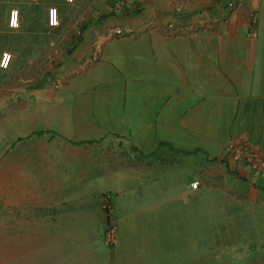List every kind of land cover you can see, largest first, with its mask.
Wrapping results in <instances>:
<instances>
[{
	"label": "crops",
	"instance_id": "1",
	"mask_svg": "<svg viewBox=\"0 0 264 264\" xmlns=\"http://www.w3.org/2000/svg\"><path fill=\"white\" fill-rule=\"evenodd\" d=\"M235 1L0 0V264L156 263L178 218L199 254L217 218L264 237V168L225 150L264 155V0ZM50 31L53 62L32 71Z\"/></svg>",
	"mask_w": 264,
	"mask_h": 264
},
{
	"label": "rangeland",
	"instance_id": "2",
	"mask_svg": "<svg viewBox=\"0 0 264 264\" xmlns=\"http://www.w3.org/2000/svg\"><path fill=\"white\" fill-rule=\"evenodd\" d=\"M52 32L53 31H50V34L47 35L52 38L51 41H53V43L48 46H45V49L46 47L47 49H49L48 57L43 56L42 46L35 45V49H41L38 50V52H35L40 56L37 57L35 61L30 62L32 65V71L41 70V66L43 64H49L50 62H53L52 59L57 53L56 48L58 46L54 42L56 40L54 39L55 35ZM45 53L47 54L46 50ZM201 206L204 207L205 205L202 204ZM221 221L222 220L219 218H217V220L212 221L210 231L211 245H209L210 254H199L197 252V245L200 244L203 237H197V234L187 235L185 232H180L179 229H182L185 226L183 224L184 221H181L178 218V220L172 222L173 228H171V231L168 236H165L167 239L163 242V247L166 249V252L161 253L158 250L157 262H148L146 264H264V237H259L255 233V235H252V232L242 237L244 231L242 234H240V232L231 233L230 231H226L225 233H223L220 227L224 225V222ZM217 222L218 224H216ZM219 222L223 224L221 225L220 223V227ZM233 222L234 224L238 225V221ZM233 222L228 223L227 227H231ZM190 224L192 223L189 222V225ZM249 231L251 230H245V233ZM240 238H242L241 242L237 241ZM166 243L171 244L170 249L166 248ZM116 246H106V249L108 251H111L115 249ZM185 252L194 253L186 254ZM84 264H97V261L93 258V255H88V257L84 260Z\"/></svg>",
	"mask_w": 264,
	"mask_h": 264
},
{
	"label": "built area",
	"instance_id": "3",
	"mask_svg": "<svg viewBox=\"0 0 264 264\" xmlns=\"http://www.w3.org/2000/svg\"><path fill=\"white\" fill-rule=\"evenodd\" d=\"M30 1H36V0H30ZM67 3H74L75 0H65ZM126 0H120L118 3V7H121ZM236 7V1L235 0H229L227 4V8L229 10H233ZM50 9H56V8H49L47 10V26L49 29H55L59 26V21L56 26H53L50 23ZM14 10V9H13ZM9 11L8 14V20H7V26L11 30H16L19 28V22H18V15L16 17V25H12V11ZM176 11L179 12L180 8L177 7ZM57 20H58V14H57ZM250 20H251V30H250V35L252 37H256V31H255V26L257 24V15L256 13H253L250 15ZM114 36H121L123 34L122 30L120 28H114L111 32ZM6 55L8 58L11 59V55L8 53H2L0 57V63L5 62L6 60ZM10 59H7V67H0L2 70H6L9 66ZM58 82L55 83L57 85ZM226 153L227 156L235 161V162H240L244 165H246L251 171L253 172H260L264 168V155L261 154L259 151L250 149L243 144V142H231L226 146ZM189 188L192 191H196L199 188V182L197 181H192L189 184ZM102 210L105 213V217L107 219V225H106V230L104 234V243L108 247H115L118 243V228L113 220V206L112 203L110 202L109 198H104L102 201Z\"/></svg>",
	"mask_w": 264,
	"mask_h": 264
},
{
	"label": "clouds",
	"instance_id": "4",
	"mask_svg": "<svg viewBox=\"0 0 264 264\" xmlns=\"http://www.w3.org/2000/svg\"><path fill=\"white\" fill-rule=\"evenodd\" d=\"M18 15V10H13L12 11V25L13 26H17L16 25V17ZM50 16H51V19H50V23L53 25V26H56L58 24V20H57V10L56 9H50ZM7 59H10L7 57L6 55V60L5 62L3 63H0V67H7Z\"/></svg>",
	"mask_w": 264,
	"mask_h": 264
}]
</instances>
